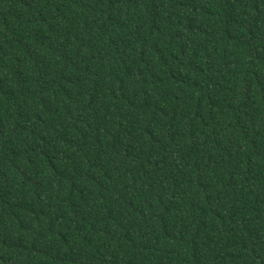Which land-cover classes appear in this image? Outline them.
I'll use <instances>...</instances> for the list:
<instances>
[{
    "label": "trees",
    "instance_id": "trees-1",
    "mask_svg": "<svg viewBox=\"0 0 264 264\" xmlns=\"http://www.w3.org/2000/svg\"><path fill=\"white\" fill-rule=\"evenodd\" d=\"M0 264H264V0H0Z\"/></svg>",
    "mask_w": 264,
    "mask_h": 264
}]
</instances>
